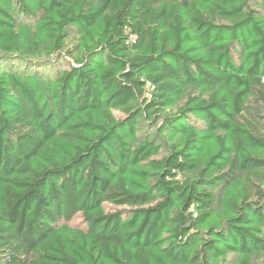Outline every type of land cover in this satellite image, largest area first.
Segmentation results:
<instances>
[{
	"label": "trees",
	"instance_id": "16d2710c",
	"mask_svg": "<svg viewBox=\"0 0 264 264\" xmlns=\"http://www.w3.org/2000/svg\"><path fill=\"white\" fill-rule=\"evenodd\" d=\"M0 264H264V0H0Z\"/></svg>",
	"mask_w": 264,
	"mask_h": 264
},
{
	"label": "rangeland",
	"instance_id": "374dc122",
	"mask_svg": "<svg viewBox=\"0 0 264 264\" xmlns=\"http://www.w3.org/2000/svg\"><path fill=\"white\" fill-rule=\"evenodd\" d=\"M108 210H111V211H114V210H117L118 208L116 207H113V206H110V207H107ZM72 225L73 226H76V227H83L82 225V219L80 217H76L73 221H72Z\"/></svg>",
	"mask_w": 264,
	"mask_h": 264
}]
</instances>
